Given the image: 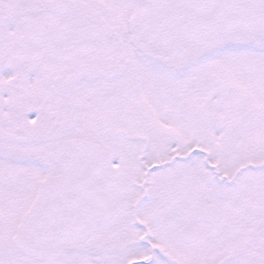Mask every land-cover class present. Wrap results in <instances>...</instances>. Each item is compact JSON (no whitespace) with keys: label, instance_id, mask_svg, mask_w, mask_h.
Instances as JSON below:
<instances>
[{"label":"snow or ice","instance_id":"snow-or-ice-1","mask_svg":"<svg viewBox=\"0 0 264 264\" xmlns=\"http://www.w3.org/2000/svg\"><path fill=\"white\" fill-rule=\"evenodd\" d=\"M0 264H264V0H0Z\"/></svg>","mask_w":264,"mask_h":264}]
</instances>
